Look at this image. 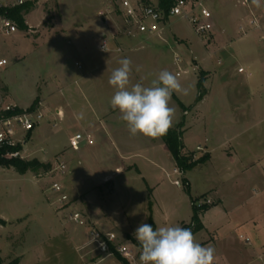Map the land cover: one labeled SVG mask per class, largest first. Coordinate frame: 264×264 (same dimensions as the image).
<instances>
[{
  "label": "rangeland",
  "instance_id": "1",
  "mask_svg": "<svg viewBox=\"0 0 264 264\" xmlns=\"http://www.w3.org/2000/svg\"><path fill=\"white\" fill-rule=\"evenodd\" d=\"M102 2L49 0L43 7L32 9L25 18L31 26L41 24L39 28L28 29L27 32L18 28L20 33L0 36V59L8 62L0 73V99L6 102L9 96L10 103L14 102L22 110L37 107L44 100L47 110L42 107L44 105L40 104V107L46 117L35 131L34 139L28 142L24 161L38 160L49 166L47 172L41 169L26 175L0 166V219L7 222L6 226L0 225V251L6 258L7 254L20 256L47 240V236L40 234L37 228L44 201L58 197L51 190L54 183L63 186L70 204L75 206L84 207L86 196L94 197L96 210L104 208L112 219L118 244L135 253H140V245L128 241V234H133L141 223L149 224L150 219L154 230L166 225H189L194 214L192 200L198 209L216 204L202 217L209 230L203 228L195 234L197 242L202 244L206 240L216 249L215 243L219 245V239L226 237L224 244L239 251H252L258 246L264 248V182H246L244 187H238L235 181L212 176L205 167H201L187 173L191 181V187H187L183 175L173 174L174 165L166 157L159 163L165 173L162 169L148 166L155 180L147 170L144 171L145 162L140 159L131 163L120 160L115 149L112 156H108L110 158L101 151L96 155L94 145L88 142H83L76 152L69 143L71 136L87 135L84 132L86 126H100L99 122L109 117L116 127L120 126L119 129L126 128V123L119 118L118 109L110 106L115 89L108 83L111 72L119 67L118 61L125 57L132 61L131 82L142 81L145 85L164 69L177 76L180 72L175 59L180 57L182 72L177 78L188 89V94H172L170 106L176 109L172 128L185 113L174 97L193 108L201 73H205L204 88L209 94L203 106L206 112L219 113V100L231 99L234 94L246 102L253 98L254 92H258L264 101V2L257 1L245 7L239 3L240 0H207L215 18L213 38L209 43L202 42L187 22L176 18L163 39L120 38L117 43L122 53L99 50L103 36L110 34L98 18ZM252 16L259 20L262 31H250L248 21ZM242 25L248 28L247 34L240 31ZM110 45L116 50V43L110 42ZM137 66L141 69L139 72L136 71ZM240 69L246 73L240 74ZM256 81L259 82L256 87L259 90L246 86L247 82ZM57 108L65 111L62 121L54 115ZM241 108L244 109L243 106ZM80 112L84 113L83 120L75 118ZM257 127L240 139L244 143L255 136L251 146L255 153L260 154L253 161L255 168L240 176L241 181H246L250 173L262 175L264 171L261 155L264 147H259L260 139L257 138L258 131L264 129V117ZM233 146L240 158L244 157L240 146ZM59 156L64 157L68 167L67 174L62 177L54 172ZM197 158L198 155L194 157L195 160ZM132 163L145 172L146 182ZM115 166H123V174H118ZM168 173L171 178L167 177ZM107 174L114 182H101ZM160 175L164 182L158 188L156 176ZM175 180H180L182 186L174 185ZM72 210H66L62 217L69 219ZM87 221L89 226L94 224L91 217ZM67 226L77 227L71 222ZM240 235L251 239V245L240 240ZM214 237H217L216 241L211 242ZM51 241L60 240L53 238ZM62 252L65 257H74L67 249ZM94 255L99 259L107 258L99 251ZM76 256L79 257L78 254ZM113 259L117 260V257Z\"/></svg>",
  "mask_w": 264,
  "mask_h": 264
},
{
  "label": "crops",
  "instance_id": "2",
  "mask_svg": "<svg viewBox=\"0 0 264 264\" xmlns=\"http://www.w3.org/2000/svg\"><path fill=\"white\" fill-rule=\"evenodd\" d=\"M26 17L27 15L25 18ZM26 23L29 29L39 28L41 25L39 24L37 27L31 26L27 20ZM17 33L20 32L18 31ZM3 70L4 68H1L0 73ZM249 77H251V74H249ZM258 84V81L254 83L247 82L246 86H251V89L256 91L258 89H256ZM234 95L235 96L231 99L223 98L222 100H219V113H213L211 110L207 112L204 111L203 106L207 103L209 94H207L199 104L195 105L194 103V107L191 109L190 106H185L184 103L174 95L176 100L180 101L186 108H188L180 121L175 124L174 128L180 123L184 124L182 129L184 153H194L195 156L198 155L197 159L208 157V161L204 165L194 169V171L199 170L201 167H205L207 169L206 172L212 174V176L225 177L235 181V183L239 185L238 187H244L246 182L247 184L264 182V171L262 175H260V173H250L249 177H246V181H241L239 179L240 176L249 173V171L255 168L254 165L256 163L253 161L260 156V154L254 152V148L251 146V144L255 142V136H252L249 141H244V143H241L240 139L245 136L247 132H252L253 130L258 129L257 126L264 117V101L259 98L258 92H254V95H252L253 98L246 100V102L240 100L236 94ZM10 100L9 96H7L6 102L4 103L19 108L14 102L10 103ZM47 102L48 101H46V103ZM242 102H244L246 106H244V103L241 104ZM40 103L44 105V100ZM242 106L244 109L241 108ZM42 107H45L47 110L46 105ZM58 109L61 110L62 108H57L55 111ZM224 112L228 113L224 114ZM109 118L103 120V122H99L100 126L93 124L84 128V132L87 135H90L93 139L90 144L94 145L96 155L99 154L98 151H101L103 155H107L106 158H110L114 153L113 149H115L120 160L134 162L135 160L140 159L145 162L146 168L143 167L144 171L147 170L154 179L153 172L149 171L150 167L148 166H154L158 170L162 169L165 173L163 166L161 167V164H159L161 158L163 160L166 157L167 160H171L174 165V170L176 169L174 159L161 138L152 139L143 135L131 136L126 129L127 127L119 129L120 126L116 127L113 124V120ZM89 130H91L93 134L89 132ZM257 135V138L260 139L258 145L262 148L264 147V129L259 130ZM34 136L35 132L30 136V141L34 139ZM233 144L236 147L240 146L244 152V157L240 158V155ZM261 155H263L264 158V148ZM133 165L136 166L139 176L146 182L147 178L145 177V172H143L136 163ZM122 168L123 166H115V170L118 174H123L124 171L121 172ZM156 177V185L159 188L163 185L164 179L161 175ZM167 177L171 178V174L168 173ZM183 180L187 181L188 187H191V181L187 178V174H183ZM101 182L107 184L109 182H114V180L111 179L110 174H107L103 177ZM56 201L57 198L44 201L43 210L40 212V225L37 230L40 234L46 235L47 240L44 239L42 243L28 249L26 254L20 256L16 255L13 257L8 256L7 254L6 258L4 253L0 251L1 257L5 262L18 259L19 264H124L118 259H113V257L108 259L97 258L94 255V252L97 250L95 251L94 248L84 249L89 242V230L74 226L68 227L69 219L65 216L64 218L66 220H64L62 217V214L65 215L66 210L72 208V212H81L86 219L91 217L94 220V224L90 227H94L104 233L115 234V225L112 219L107 215L104 208L96 210L95 201L97 202V200L94 197L90 195L86 196V204L84 207L82 205L75 206L76 204H68L65 207H61L56 204ZM219 201L222 203L221 200ZM215 205L212 207H215ZM71 213H69V215ZM205 214L206 213L201 216V222L204 229L209 230L202 221V217ZM128 235V241H131L133 244L135 242L138 243L133 234ZM53 238L60 241L53 242L51 241ZM216 238L217 237H214L210 239V241L214 242L216 241ZM225 238L226 237L219 239V245L215 243L216 264H264V248L258 246L252 251H239L232 245L224 244ZM208 243V241L204 240L201 245L207 246L209 245ZM64 249H67L71 253V256L74 254V257H65L62 252ZM76 254H78L79 257H77ZM126 263L130 264L127 260Z\"/></svg>",
  "mask_w": 264,
  "mask_h": 264
},
{
  "label": "built area",
  "instance_id": "3",
  "mask_svg": "<svg viewBox=\"0 0 264 264\" xmlns=\"http://www.w3.org/2000/svg\"><path fill=\"white\" fill-rule=\"evenodd\" d=\"M49 0H0V8L12 9L16 7L30 6L32 9L43 7ZM264 2V0H257ZM242 6L248 7L254 0H240ZM98 18L103 26L109 30V35H104L99 44V50L103 53L115 51L122 53L121 46L118 45L120 38L135 40L143 38L163 39L167 33L171 22L180 19L187 22L204 43H209L213 38L215 29V18L212 11L207 6V0H103L102 6L98 11ZM248 27L250 31H262V26L256 16L249 18ZM240 31L247 34L248 28L242 25ZM18 32V26L10 18L0 15V36L10 37ZM110 42L116 43V50L111 48ZM106 49L103 50V49ZM181 59L176 57L175 64L179 72ZM5 59H0V69L7 66ZM221 64V61L219 62ZM79 68L81 66L77 64ZM177 73V77L181 74ZM240 74H245L244 69L239 70ZM41 104V103H40ZM40 104L34 109H26L17 113L18 107L5 104L0 99V150H6L3 155L5 159H19L24 161L27 157L25 150L30 136L38 130L45 120V113ZM42 106V104H41ZM55 117L62 121L64 112L60 109L55 111ZM56 127V124L53 128ZM83 142H92L90 135L76 134L69 139L70 147L74 151H79ZM21 148V149H20ZM67 163L63 156H59L56 161L54 172L59 176L67 174ZM174 175L182 176L179 169L173 171ZM174 185L181 187L180 180L174 181ZM51 190L58 196L56 204L65 207L70 204L68 194L60 183H54ZM69 222L82 229H88L89 242L86 248H94L101 252L105 257H115L118 253L130 264H139L140 253L132 252L127 246L119 245L117 236L114 233H104L88 225V221L81 212H72L69 215ZM246 245H251V239L240 236ZM112 247L114 250H112ZM83 249V250H84ZM216 264V262H215Z\"/></svg>",
  "mask_w": 264,
  "mask_h": 264
},
{
  "label": "clouds",
  "instance_id": "4",
  "mask_svg": "<svg viewBox=\"0 0 264 264\" xmlns=\"http://www.w3.org/2000/svg\"><path fill=\"white\" fill-rule=\"evenodd\" d=\"M118 63L108 80L115 89L110 98L111 108L118 109L131 136L157 139L166 135L176 115L175 107L170 106L172 94L187 95L188 89L167 69L161 70L148 85L142 81L132 83L131 59L125 57ZM140 70L137 66L136 71ZM75 118L83 120L84 113ZM133 235L140 245L139 264H215L216 249L197 242L191 228L177 224L154 230L152 225L141 223Z\"/></svg>",
  "mask_w": 264,
  "mask_h": 264
},
{
  "label": "trees",
  "instance_id": "5",
  "mask_svg": "<svg viewBox=\"0 0 264 264\" xmlns=\"http://www.w3.org/2000/svg\"><path fill=\"white\" fill-rule=\"evenodd\" d=\"M32 11V7L30 6H24V7H16L12 9H4L0 8V15L6 16L10 18L13 22L16 23L18 28L21 31H28V26L25 22V16L28 15ZM205 83V73H201V77L198 81L197 87H198V95L195 100V105L199 104L207 95L208 91L204 88ZM35 102H38L36 100ZM179 103L180 108L186 112L188 108H186L180 101L177 100ZM35 104V103H34ZM33 104V106H34ZM35 107H31V109H34ZM21 109L17 110V113L21 112ZM1 117V114H0ZM183 123H180L176 128L170 129L168 133L162 137H160L163 141V143L168 148V151L172 155L175 165L177 169H179L184 175L187 174L190 171H193L197 167L204 165L208 161V157H202L198 160H195V154L194 153H184V143H183ZM21 149V148H20ZM6 153V150H0V166L7 169H14L17 173L20 175H26L28 172H34L43 170L45 172L48 171L49 166L44 165L40 163L38 160H33L30 162L22 161L19 159H5L3 155ZM185 185L188 187L187 181H184ZM193 204V218L189 225L184 224L183 227L191 228L193 234L199 233L204 227L201 222V216L208 212L212 207H203L201 209L196 208L195 202H192ZM150 225L154 228V223L152 219H150L149 222ZM0 225L6 226V221L0 219ZM112 250L113 247H112ZM115 257L119 261H122L124 264L126 263V260L122 258L118 253L115 254ZM0 264H19V260L15 259L9 262H5L0 254Z\"/></svg>",
  "mask_w": 264,
  "mask_h": 264
}]
</instances>
